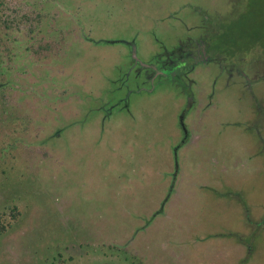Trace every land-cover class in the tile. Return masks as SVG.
Instances as JSON below:
<instances>
[{
    "label": "rangeland",
    "instance_id": "rangeland-1",
    "mask_svg": "<svg viewBox=\"0 0 264 264\" xmlns=\"http://www.w3.org/2000/svg\"><path fill=\"white\" fill-rule=\"evenodd\" d=\"M189 1L220 12L207 36L224 63L264 50V0L224 21L223 0H0V264H264V229L253 236L247 220L264 216V154L251 161L255 136L224 128L252 111L233 76L216 82L209 115L187 118L200 138L180 152L166 203L183 136L177 93L137 96L105 122L97 112L131 61L126 45L104 42ZM198 20L183 11L162 38L176 45ZM151 46L139 44L142 59ZM209 68L205 88L219 70ZM244 244L255 247L247 262Z\"/></svg>",
    "mask_w": 264,
    "mask_h": 264
},
{
    "label": "flooded vegetation",
    "instance_id": "flooded-vegetation-1",
    "mask_svg": "<svg viewBox=\"0 0 264 264\" xmlns=\"http://www.w3.org/2000/svg\"><path fill=\"white\" fill-rule=\"evenodd\" d=\"M223 3L226 5L223 6L224 21L234 14L237 10L236 7L242 9V15L248 12L250 0H223ZM212 7L209 11L207 7L204 8L189 1L181 7L171 10L166 15L153 16L155 18H151L149 26L140 25V29L133 34L132 38L127 35L118 40L103 41L105 44L119 43L126 45L131 58L128 70L121 74L118 79L111 80L112 88L108 91L105 90L106 96L103 98H106V100H102L103 98L99 100L100 106L97 108V112L104 115V122L112 118L115 113L126 111L130 114L132 105L135 102L134 99L145 93L148 95L160 93L171 95L173 92L177 93L178 101H183L178 121L183 136L173 147L176 175L172 190H170L165 203L171 198V193L174 192L177 184L175 178L178 177L180 171V152L186 149L191 141L200 138L194 131L195 120L192 124L190 122L191 126H189L187 118L193 116L195 119L196 116L202 118V115H209L210 110L208 108L214 104L216 105L219 101L216 82L218 83L222 76L223 78L227 74L233 76L232 85L237 84L240 86L241 90L247 92L248 97H251L253 103L252 111L247 119L241 123L240 121L233 124L227 123L224 128H241L243 133L255 136L259 148L256 150L255 155L251 157V161L254 162L253 158L261 157L264 154V50L252 49V53L247 50L237 55L236 58L230 57L229 59H232L231 62L233 63H229L230 60L224 63L217 54L211 51L210 37L207 36L209 34L208 30L211 31L210 21L213 20L216 23L220 18L217 7ZM190 9L196 19H199L198 22L188 27L187 32L190 34L185 32L181 36H176L177 46L171 45L175 43L174 40L162 38L160 29L164 26L174 25V21L181 17L182 12L186 10L190 12ZM165 28L164 32L167 35L172 28ZM174 30L176 32V29ZM175 32H173L174 35L177 34ZM145 35L148 37L147 39ZM171 36L172 32L169 37ZM100 41L102 43V40ZM144 42L156 46V48L151 46V50L146 52L147 59H142L140 55L139 44H144ZM213 63L219 67V70L216 74L212 73L211 87L205 88L202 86L199 76L206 71L209 72L211 70L209 67ZM110 95L112 96L110 97ZM204 104L208 105L207 109L204 108ZM240 165L242 168L246 167V164L243 163L235 164L233 167H239ZM230 188L233 189L231 186ZM235 193L234 190L228 192L230 196H235ZM164 205L153 215L152 221L165 212ZM262 220L264 221V216ZM257 223H261V221Z\"/></svg>",
    "mask_w": 264,
    "mask_h": 264
},
{
    "label": "trees",
    "instance_id": "trees-1",
    "mask_svg": "<svg viewBox=\"0 0 264 264\" xmlns=\"http://www.w3.org/2000/svg\"><path fill=\"white\" fill-rule=\"evenodd\" d=\"M4 24H5V22H4ZM2 27H3V22H1V19H0V29ZM6 27H7V29H9L8 26H6ZM5 71L6 70L2 69V61L0 60V75L3 74V73H5ZM4 87H5V85L0 84V91L1 90H4ZM248 210H249V208L246 206L245 207V214L246 215L250 212ZM16 211H17L16 208H14L13 211H12V216H13L14 219H16L18 217V215H19ZM1 219H2V215H0V225H1L2 230L5 231L6 230V226H4V224L1 223ZM247 220L249 221L248 223L253 228V236L258 235L259 234V231H261V230L264 229V221L263 220H261V223H257V222H255V221L252 220L251 215H249V219H247ZM244 245H246L245 248H247V249H245V251H247V259H245L244 261L247 262L248 258L251 257L252 253L254 252L255 247H253L252 244H244Z\"/></svg>",
    "mask_w": 264,
    "mask_h": 264
}]
</instances>
